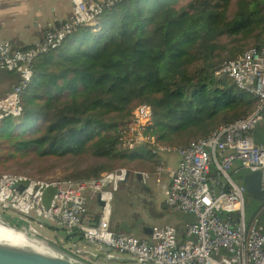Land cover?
<instances>
[{
	"label": "trees",
	"instance_id": "trees-1",
	"mask_svg": "<svg viewBox=\"0 0 264 264\" xmlns=\"http://www.w3.org/2000/svg\"><path fill=\"white\" fill-rule=\"evenodd\" d=\"M252 46L264 47V0H120L98 25L78 27L35 60L22 114L0 122V169L24 159L41 171L64 164L61 178L88 181L152 161L147 146L120 140L141 103L152 107L148 131L158 143L183 148L205 138L256 110L254 94L217 74ZM251 136L264 144V112ZM258 202L250 222L264 225ZM99 217L88 211L84 222Z\"/></svg>",
	"mask_w": 264,
	"mask_h": 264
},
{
	"label": "built area",
	"instance_id": "built-area-1",
	"mask_svg": "<svg viewBox=\"0 0 264 264\" xmlns=\"http://www.w3.org/2000/svg\"><path fill=\"white\" fill-rule=\"evenodd\" d=\"M118 1L74 0L68 20L47 31L42 41L24 49L14 48L0 32V70L15 71L20 76V82L0 98V122L22 114V94L33 79L35 60L60 45L78 27L98 25L99 16ZM217 74L231 77L240 89L254 94L259 100L256 110L186 147L174 148L158 143L150 134L153 110L151 105L141 103L120 135L126 149L147 146L160 158L163 153L179 154L170 184L160 181L159 188L165 192L168 209L193 215L183 231L173 224L154 225L149 236L142 238L111 228L113 199L121 181L129 177L126 168L88 181L3 173L0 210L16 212L18 217H11L12 223L24 224L22 228L34 233L37 229L32 215L77 230L84 240L108 246L113 254L131 257L136 264H264V225L255 219L247 222L246 189L232 173L236 161L252 171L264 170V144L256 143L251 136L264 112V47H249L237 58L227 60ZM166 171L162 159L152 175L161 176ZM148 176L143 174L145 179ZM47 190H52L49 199ZM89 190L97 193L101 203L95 225L84 222Z\"/></svg>",
	"mask_w": 264,
	"mask_h": 264
},
{
	"label": "crops",
	"instance_id": "crops-1",
	"mask_svg": "<svg viewBox=\"0 0 264 264\" xmlns=\"http://www.w3.org/2000/svg\"><path fill=\"white\" fill-rule=\"evenodd\" d=\"M74 7V0H0V32L6 40L12 43L14 48L24 49L42 41L47 31L60 27L72 16ZM19 82L18 72L0 70V98ZM167 157V160L170 159L171 161L172 156ZM178 160L179 158L175 160L176 162L172 168H168V171L161 175L162 177L149 175L145 179L143 174H149L148 170L136 171V192L132 188L130 189L128 184L123 183L129 179L121 181L123 187L121 188L120 185L118 193L121 190L124 191L122 194L123 199L129 209L126 208V214L124 218H121L122 220L114 219L112 215L111 228L113 230L142 238L149 236L154 225L173 224L180 232L183 231L184 226L193 220V215L168 209L164 203L165 192L159 188L160 181L166 185L170 184L172 173L178 166ZM242 168L241 162L236 161L232 173L235 174ZM133 194H136V197L147 195V200H150L146 201V207L140 202L142 210L140 213L136 212L131 204ZM87 204L88 211L93 213L100 211L101 203L95 191L89 190L87 192ZM142 205L144 206L143 209ZM144 215L147 216V219ZM43 227L45 226L39 224L37 228L41 230L40 228ZM48 231L53 237L57 236L56 231L49 229ZM79 250L86 252V254H80L79 256L92 264H136L135 260L132 259L124 262L106 261L104 257L93 259L90 253L96 254L98 252L97 248L83 242L79 244Z\"/></svg>",
	"mask_w": 264,
	"mask_h": 264
},
{
	"label": "water",
	"instance_id": "water-1",
	"mask_svg": "<svg viewBox=\"0 0 264 264\" xmlns=\"http://www.w3.org/2000/svg\"><path fill=\"white\" fill-rule=\"evenodd\" d=\"M235 180H242L245 186L246 193L253 196L258 201H264V170L252 171L249 168L243 167L237 173L233 174ZM24 185L19 188L23 189ZM31 220L49 229L56 231V235L63 240L69 241L73 246L74 251H79L80 254H86L79 250L81 242L87 245L96 247L98 252L90 253L93 259L104 257L106 261L124 262L132 259L128 256L113 254L112 248L105 245H97L96 243L88 242L75 231L68 230L57 224L41 219L37 216H30ZM2 226L13 229L19 233H23L33 241L29 243H13L9 240L0 239V264H92L79 256L72 255L61 248L50 246L47 241L41 240L37 233L28 232L25 228H18L11 220H4L0 216ZM38 242L39 245L34 244Z\"/></svg>",
	"mask_w": 264,
	"mask_h": 264
},
{
	"label": "rangeland",
	"instance_id": "rangeland-1",
	"mask_svg": "<svg viewBox=\"0 0 264 264\" xmlns=\"http://www.w3.org/2000/svg\"><path fill=\"white\" fill-rule=\"evenodd\" d=\"M100 28H96V30H99ZM162 158L160 157H154L152 161H143L141 159H136V160H132L127 162L123 167H125L127 169V171H129V177H128V181L123 182L124 184H128L129 188L132 190H134L136 192V171H140V170H148L149 175H152V172H154L156 170V166H157V162L161 161L162 159L166 161L167 167L168 168H172L173 164L176 162L175 160L177 158H179V154L174 152V153H169V154H162L161 155ZM167 156H172V159L170 161L167 160ZM159 158V159H157ZM148 163V164H147ZM6 168L3 170V167L0 169V174L3 173H15V174H22L25 175L27 177H33V178H54V177H64L66 172H65V168H64V164L63 165H59V166H54V167H50L49 165L46 166L42 171L41 168L39 167V165L37 164H27L25 163V159L21 160L19 162H9L6 164ZM148 166L146 169H143L144 167ZM153 176V175H152ZM162 177V176H160ZM238 182H240V180H236ZM121 188L122 183L120 184ZM128 189V187H127ZM124 191L121 190L119 193L116 192L114 195V199H113V218L117 219V220H122L121 218H124L125 214H126V208L129 209L128 205H126V202L123 199V194ZM52 194L51 190H47V199L50 198ZM246 197V218H247V222H250V220L257 214V212H259L260 210V204L258 202V200H256L253 196L249 195V194H245ZM148 196L144 195V196H137L136 194L132 195L131 198V204L134 206L133 209H136V212L142 211L141 210V203L146 207V201H150L147 200ZM142 205V209L143 206ZM130 212V211H129ZM16 215V216H15ZM0 216L4 219V220H11V217H18L17 213L14 211H9V212H2L0 210ZM258 216V214H257ZM143 217V216H142ZM144 217L147 219V216L144 215ZM143 217V218H144ZM150 219V218H149ZM22 225L24 224H16L15 226H17L18 228L22 229ZM33 226L35 227V229H37V235L39 236V238H41V240L47 241L48 244L50 246L59 248V244H63L66 248L70 249L71 252L73 254H78L80 255L79 251H74L72 248V244L68 241H64L61 237H53L52 235H50L48 232V229L43 227L40 228L41 230H38V226L39 223L34 222ZM43 226V225H42ZM28 232H33L32 230H30L29 228L25 229ZM52 230V229H49ZM46 231V232H45ZM80 257V256H79Z\"/></svg>",
	"mask_w": 264,
	"mask_h": 264
},
{
	"label": "bare ground",
	"instance_id": "bare-ground-1",
	"mask_svg": "<svg viewBox=\"0 0 264 264\" xmlns=\"http://www.w3.org/2000/svg\"><path fill=\"white\" fill-rule=\"evenodd\" d=\"M0 239L9 240L13 243L33 244V241H31L29 238H27L26 235H24L23 233H19L13 229L8 228V227L2 226L1 222H0ZM34 244L39 245L38 242H34Z\"/></svg>",
	"mask_w": 264,
	"mask_h": 264
}]
</instances>
